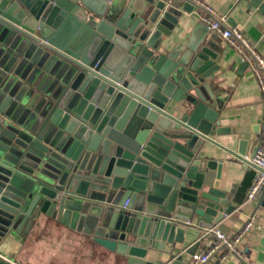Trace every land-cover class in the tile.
Here are the masks:
<instances>
[{"label":"water","instance_id":"obj_1","mask_svg":"<svg viewBox=\"0 0 264 264\" xmlns=\"http://www.w3.org/2000/svg\"><path fill=\"white\" fill-rule=\"evenodd\" d=\"M244 1L264 16V0ZM146 3L0 0V240L45 215L125 264H186L147 257L236 211L208 153L224 131L211 82L225 53L208 41L170 48L194 7Z\"/></svg>","mask_w":264,"mask_h":264},{"label":"crops","instance_id":"obj_2","mask_svg":"<svg viewBox=\"0 0 264 264\" xmlns=\"http://www.w3.org/2000/svg\"><path fill=\"white\" fill-rule=\"evenodd\" d=\"M149 0H97L98 6L104 9L120 7L135 9L145 6ZM182 3V0H176ZM211 7L218 17L226 18L227 23L241 30L245 38L255 45L259 55L264 58V16L248 8L244 0H202ZM178 27L174 29L170 48L177 44L200 43L208 41L221 53L222 69L212 76L213 91L219 97L217 109L219 127L224 130L214 137L215 146L209 145V154L223 161L220 191L226 194L236 211L226 216L214 229L226 235L238 231L248 216L256 214L253 230L243 239L239 247L241 257L230 256L226 264H264V208L258 201L248 202L246 192L251 184L254 171L242 163L236 156L238 142L246 140L245 154H252L257 146L259 131L255 128L263 116V100L260 87L251 71L241 69V59L219 36L207 31L194 15L180 13ZM38 62L35 68L52 69L53 64L41 54L36 55ZM48 64L50 65L48 67ZM167 112L178 117L172 107ZM204 153L202 154V156ZM8 235L0 240V255L13 264H125V258L109 252L92 240L83 228L70 229L51 216L39 215L30 224L28 231ZM212 240L207 231L190 230L184 237L183 244H176L163 252H150L147 259L168 262L177 254H183L182 262L190 264L193 254L208 247Z\"/></svg>","mask_w":264,"mask_h":264},{"label":"built area","instance_id":"obj_3","mask_svg":"<svg viewBox=\"0 0 264 264\" xmlns=\"http://www.w3.org/2000/svg\"><path fill=\"white\" fill-rule=\"evenodd\" d=\"M188 1L194 7L190 15H194L208 32L219 36L239 55L241 62L247 65L260 87L264 108V58L258 54L255 45L245 38L239 28L230 26L226 18L218 17L214 10L202 0ZM234 156L254 171L251 184L246 192V199L248 202L256 203L264 190V109L259 124V139L255 153L253 155L235 154ZM256 219L257 215L251 214L243 226L232 235H226L217 229L208 231L207 235H211L212 240L206 249L191 256L190 264H226L230 256L240 258L241 242L253 230Z\"/></svg>","mask_w":264,"mask_h":264},{"label":"rangeland","instance_id":"obj_4","mask_svg":"<svg viewBox=\"0 0 264 264\" xmlns=\"http://www.w3.org/2000/svg\"><path fill=\"white\" fill-rule=\"evenodd\" d=\"M8 44V43H7Z\"/></svg>","mask_w":264,"mask_h":264}]
</instances>
